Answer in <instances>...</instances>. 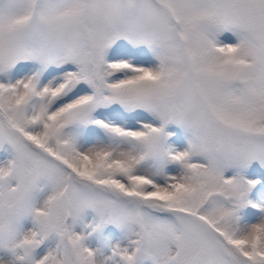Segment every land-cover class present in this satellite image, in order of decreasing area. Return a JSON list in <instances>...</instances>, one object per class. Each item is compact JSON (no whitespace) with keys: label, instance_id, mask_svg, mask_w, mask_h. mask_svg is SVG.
Instances as JSON below:
<instances>
[{"label":"snow or ice","instance_id":"6c2138e0","mask_svg":"<svg viewBox=\"0 0 264 264\" xmlns=\"http://www.w3.org/2000/svg\"><path fill=\"white\" fill-rule=\"evenodd\" d=\"M0 264H264V0H0Z\"/></svg>","mask_w":264,"mask_h":264}]
</instances>
